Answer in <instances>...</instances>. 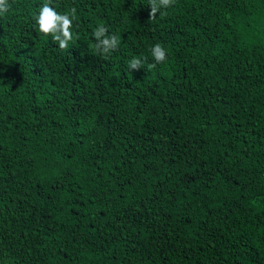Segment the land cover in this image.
<instances>
[{"label":"trees","instance_id":"16d2710c","mask_svg":"<svg viewBox=\"0 0 264 264\" xmlns=\"http://www.w3.org/2000/svg\"><path fill=\"white\" fill-rule=\"evenodd\" d=\"M45 2L0 16V264H264V0H51L65 50Z\"/></svg>","mask_w":264,"mask_h":264},{"label":"clouds","instance_id":"9594fccd","mask_svg":"<svg viewBox=\"0 0 264 264\" xmlns=\"http://www.w3.org/2000/svg\"><path fill=\"white\" fill-rule=\"evenodd\" d=\"M175 4V0H149L150 12L149 21L155 20L157 15H163L162 9H167ZM9 0H0V16L5 15L10 9ZM77 18V9L72 7L66 14H60L55 7L51 6V0L40 7L38 15L35 17L38 30L44 36H51L53 42L58 44L60 50L68 49L74 38L79 39V36L74 37L72 28L73 21ZM92 37L95 40L93 45L96 55L103 56L105 59L110 53L115 51L120 44V38L116 35H110L108 28L103 24L96 27L92 32ZM151 55L155 63L149 64L148 69H155L158 64H162L167 60V49L161 44L156 43L150 48ZM129 71H139L143 69L144 61L140 57H132L128 61Z\"/></svg>","mask_w":264,"mask_h":264}]
</instances>
